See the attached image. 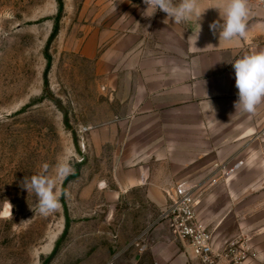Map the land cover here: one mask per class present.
Masks as SVG:
<instances>
[{
  "label": "rangeland",
  "instance_id": "1",
  "mask_svg": "<svg viewBox=\"0 0 264 264\" xmlns=\"http://www.w3.org/2000/svg\"><path fill=\"white\" fill-rule=\"evenodd\" d=\"M61 1L0 0V264H192L188 246L160 226L165 195L116 193L117 163L127 167L131 149L112 141L125 62L115 45L154 25L159 10L142 16L144 0ZM203 152L192 154L200 175L179 183L207 194L226 177L216 165L205 173ZM60 156L74 169L67 196L43 216L22 181ZM213 199L218 210L223 198Z\"/></svg>",
  "mask_w": 264,
  "mask_h": 264
},
{
  "label": "crops",
  "instance_id": "2",
  "mask_svg": "<svg viewBox=\"0 0 264 264\" xmlns=\"http://www.w3.org/2000/svg\"><path fill=\"white\" fill-rule=\"evenodd\" d=\"M224 2L197 0L200 20L178 25L171 20L164 24L166 13L159 10L154 25L147 20L138 32L126 33L130 43L115 45V52L124 53L125 62L122 88L115 93L123 107L113 113L112 141L114 147L131 149L127 167L117 163L116 193L141 190L149 201L156 197L163 201L165 195V203L158 200L163 213L168 204L166 191L181 177L200 175L198 168L192 169L198 163L192 158L197 149H204L205 173L216 165L222 174L221 165L229 169L239 164L219 189L204 194L205 186L198 184L204 196L197 215L212 234L215 252L238 238L255 255L242 264H264V136L257 138L264 130V101L252 113L235 111L237 89L231 65L243 55L264 50V7L247 0L245 35L219 40L210 25L222 22L216 9ZM132 7L128 11L133 13ZM146 8H139L142 14ZM139 35L137 45L133 37ZM217 194L223 199L220 208L213 210ZM192 264H201L193 254Z\"/></svg>",
  "mask_w": 264,
  "mask_h": 264
},
{
  "label": "clouds",
  "instance_id": "3",
  "mask_svg": "<svg viewBox=\"0 0 264 264\" xmlns=\"http://www.w3.org/2000/svg\"><path fill=\"white\" fill-rule=\"evenodd\" d=\"M144 3L147 5L146 11L151 8L154 9L153 14L157 10L166 13L164 24H168L171 20L172 25H178L193 18L198 22L202 16L197 0H179V3L175 5L172 0H144ZM216 10L222 22L214 21L210 28L218 32L219 40H229L245 35L246 19L250 11L247 0H225L223 6ZM231 65L234 73V86L237 89V100L234 102L235 111L239 109L252 113L264 101V50L243 55L233 60ZM73 171L68 158L60 156L52 166L51 172L49 165L44 163L36 174L24 177L21 186L27 193H34L36 213L46 216L59 209L60 198L67 196V192L62 190V183L73 174ZM9 206L11 208L10 204Z\"/></svg>",
  "mask_w": 264,
  "mask_h": 264
},
{
  "label": "built area",
  "instance_id": "4",
  "mask_svg": "<svg viewBox=\"0 0 264 264\" xmlns=\"http://www.w3.org/2000/svg\"><path fill=\"white\" fill-rule=\"evenodd\" d=\"M264 7V0H256ZM264 136V130L257 137ZM227 164L220 166V171L229 177L239 168V164L227 169ZM168 204L161 219H171L173 235L191 250L193 256L201 264H242L249 258L255 257L245 240H235L227 243L220 252H215L212 234L204 226L197 215L203 192L199 185L178 183L166 191Z\"/></svg>",
  "mask_w": 264,
  "mask_h": 264
},
{
  "label": "water",
  "instance_id": "5",
  "mask_svg": "<svg viewBox=\"0 0 264 264\" xmlns=\"http://www.w3.org/2000/svg\"><path fill=\"white\" fill-rule=\"evenodd\" d=\"M162 224L160 226L164 227L165 225H167V229L169 231V233L173 234V223L171 219H161ZM165 224V225H164Z\"/></svg>",
  "mask_w": 264,
  "mask_h": 264
},
{
  "label": "trees",
  "instance_id": "6",
  "mask_svg": "<svg viewBox=\"0 0 264 264\" xmlns=\"http://www.w3.org/2000/svg\"><path fill=\"white\" fill-rule=\"evenodd\" d=\"M59 4H60V8L62 9V1L61 0H59ZM58 30H57V28H56V32H57ZM68 222L69 221H67V228H68Z\"/></svg>",
  "mask_w": 264,
  "mask_h": 264
}]
</instances>
